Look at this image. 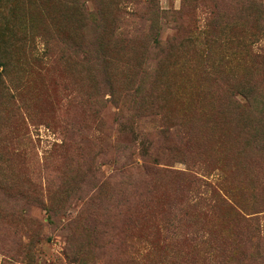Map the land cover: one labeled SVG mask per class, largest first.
Returning <instances> with one entry per match:
<instances>
[{
  "label": "rangeland",
  "instance_id": "obj_1",
  "mask_svg": "<svg viewBox=\"0 0 264 264\" xmlns=\"http://www.w3.org/2000/svg\"><path fill=\"white\" fill-rule=\"evenodd\" d=\"M0 264H264V0H0Z\"/></svg>",
  "mask_w": 264,
  "mask_h": 264
},
{
  "label": "trees",
  "instance_id": "obj_2",
  "mask_svg": "<svg viewBox=\"0 0 264 264\" xmlns=\"http://www.w3.org/2000/svg\"><path fill=\"white\" fill-rule=\"evenodd\" d=\"M155 171L156 172H158V170L157 169H155ZM99 189H100V187H99ZM200 198H199V200L201 201V202H205L206 200H205V198H203V197H201V196H199ZM194 200H195V202H197V203H200V202H198V195H196L195 197H194ZM209 201H211V199H209ZM218 199L216 198V200H213L212 201V206L211 207H209L208 209H214L215 207H213V205L215 204V203H218ZM208 206V205H207ZM206 242V241H205ZM204 242V243H205ZM207 245H208V243H207Z\"/></svg>",
  "mask_w": 264,
  "mask_h": 264
}]
</instances>
